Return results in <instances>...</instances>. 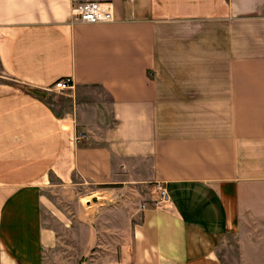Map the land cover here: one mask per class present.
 Instances as JSON below:
<instances>
[{"label":"crops","instance_id":"0c3cea01","mask_svg":"<svg viewBox=\"0 0 264 264\" xmlns=\"http://www.w3.org/2000/svg\"><path fill=\"white\" fill-rule=\"evenodd\" d=\"M106 1L0 0V264H264V0Z\"/></svg>","mask_w":264,"mask_h":264},{"label":"built area","instance_id":"2783aa9c","mask_svg":"<svg viewBox=\"0 0 264 264\" xmlns=\"http://www.w3.org/2000/svg\"><path fill=\"white\" fill-rule=\"evenodd\" d=\"M72 8L75 18L84 23L111 22L114 19V7L110 1L72 0ZM71 87L72 82L67 77L61 78L54 85V88L58 91H64ZM159 193L163 200L168 198L166 189L163 186H159Z\"/></svg>","mask_w":264,"mask_h":264},{"label":"rangeland","instance_id":"374dc122","mask_svg":"<svg viewBox=\"0 0 264 264\" xmlns=\"http://www.w3.org/2000/svg\"><path fill=\"white\" fill-rule=\"evenodd\" d=\"M60 91L55 90V88L46 89V91L41 92V95L44 96L45 99L49 100L50 102H55L56 104L58 103L65 105L68 103L69 97L67 95H64V93Z\"/></svg>","mask_w":264,"mask_h":264}]
</instances>
